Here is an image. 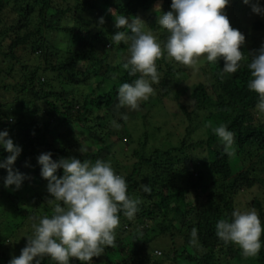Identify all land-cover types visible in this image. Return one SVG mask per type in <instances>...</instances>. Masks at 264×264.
Here are the masks:
<instances>
[{
	"label": "trees",
	"instance_id": "1",
	"mask_svg": "<svg viewBox=\"0 0 264 264\" xmlns=\"http://www.w3.org/2000/svg\"><path fill=\"white\" fill-rule=\"evenodd\" d=\"M73 1L74 5L70 0H0V48L5 47V51L0 50V94H15V98L20 95L17 105L16 100L14 104L0 105V128L8 126L11 132L19 129L14 138L22 153L13 170L26 176L20 188L22 192L6 189L4 178L7 172L0 169V197L7 203L6 215L13 218L2 229L0 227V249L31 215L53 214V208H47V190L43 199L31 193L33 189L28 179L31 176L42 178L37 161L40 154L51 152L52 159L57 161L71 157L73 148L59 145V141L66 138L64 126L77 124L93 133V139L86 136V140L101 148L86 151L83 155L78 153L77 159L94 163L102 158L103 153H109L116 147L114 141L110 143L114 134L110 129H115L111 124L113 120L121 125L120 129H127L129 121L139 117L144 120L146 116L139 112L131 114L129 109L117 107L120 85L132 83L140 74L130 75L129 70L123 67L128 59L125 56L127 45L111 44V37L117 31L113 17H139L141 13L155 11L157 4L166 13L171 10V0ZM241 2L233 4L234 7ZM109 10L114 11L113 16ZM86 14H97L98 17L87 18ZM101 17L103 25L98 23ZM146 24L155 31L158 17L151 14ZM250 32L251 41L262 39L264 23L255 21ZM51 33L63 34L67 39L66 46L61 48L53 44L49 39ZM27 50L30 51L28 60L33 62V66L19 60L18 53ZM239 50L244 59L237 73H223L224 61L221 59L209 63L212 73L207 80L209 82L200 83L193 90L189 108L180 104L187 121L202 130L199 138H183L177 146L165 143L164 149H154L150 156L142 150L137 151L135 162L129 168L111 161L112 157L105 154L102 161L110 163L116 173H121L128 185V195L140 201L135 219L130 221L120 214L115 246L106 248L101 255L107 264H162L152 259L149 252L150 245L162 236L168 237L172 243L171 251L164 253L171 264H220L219 255L228 256L230 264H264V246L257 256L246 258L239 246L225 244L216 236V223L220 219L231 218L236 196L256 185H264V114L257 113L258 96L248 89L251 74L247 65L253 53L244 45ZM110 58L112 63H108ZM118 59L119 64H115ZM157 64L159 88L162 90L158 99L145 105L144 108L151 110L159 106V99L169 95V83L176 81L179 84L185 79L166 53ZM89 75L101 78L97 90L108 82L113 83V87L107 93L98 92L92 99L83 95L81 104L62 101V95L73 93L76 84L87 82ZM56 78L59 79L57 82ZM183 92L186 93L187 89ZM26 98L30 99L26 104L31 107L25 116L18 115L16 106L22 105ZM37 100L44 109L35 107ZM45 109V115L39 116ZM93 109L104 112V115L93 117ZM122 115H127L128 119L123 120ZM13 119L15 122L10 125L8 121ZM220 125H226L234 133L233 155L224 152L213 132ZM149 136L148 132L143 134V141L139 143L142 148L146 147ZM196 150H201L205 156H200V160L199 157L190 159V153ZM7 156L8 153L0 149V159ZM62 175L63 170H58L57 176ZM149 184L151 193L145 194L142 185ZM27 195H31L29 199H26ZM254 206L261 212L264 226L261 205L256 201ZM193 228L197 229L200 249L189 244ZM176 243L179 246H175ZM261 243L264 245V234ZM24 247L15 248L14 256L18 257ZM14 256L0 253V264H9ZM98 258L94 257L93 261ZM41 264L55 262L45 257ZM70 264L81 262L72 259Z\"/></svg>",
	"mask_w": 264,
	"mask_h": 264
},
{
	"label": "clouds",
	"instance_id": "2",
	"mask_svg": "<svg viewBox=\"0 0 264 264\" xmlns=\"http://www.w3.org/2000/svg\"><path fill=\"white\" fill-rule=\"evenodd\" d=\"M230 0H171L170 11L162 12L157 4L155 12L158 24L168 33L163 47L157 37L140 18L117 15L114 18L116 33L111 44L127 45L129 58L123 65L130 75L139 73L132 83H123L118 88V105L137 111L142 102L154 95L153 85L159 83L160 73L157 61L165 55L179 65L195 69L200 58L210 63L224 61L222 72L237 73L244 59L239 50L245 36L230 26L224 9ZM250 5L253 14L264 16V6L260 0H243ZM113 16L114 11L109 10ZM99 25L104 24L101 17ZM247 67L251 74L248 89L255 92L258 114H264V45L255 54ZM127 120V115H122ZM112 127L121 125L113 120ZM227 155H233L234 133L226 125L213 129ZM0 149L8 153L0 159V169L7 172L4 187L19 190L26 176L13 165L22 153V148L9 137L7 130L0 131ZM88 149L80 147L83 155ZM41 167L40 175L47 181L46 202L54 205L51 216L32 218V234L18 257L9 264H41L47 257L55 264H70L72 259L81 264H92L94 257H100L106 248L115 246V230L120 224V214L128 220L135 219L140 201L128 195L126 179L115 173L110 163L77 158L52 159V153H42L37 157ZM27 166V165H26ZM62 176H57L58 170ZM14 186V187H13ZM145 194L151 193V186L142 185ZM216 236L225 244L239 246L244 257H255L262 246L261 236L264 226L255 209L231 213L230 219H220L216 223ZM190 246L200 249L198 232L193 228Z\"/></svg>",
	"mask_w": 264,
	"mask_h": 264
},
{
	"label": "rangeland",
	"instance_id": "3",
	"mask_svg": "<svg viewBox=\"0 0 264 264\" xmlns=\"http://www.w3.org/2000/svg\"><path fill=\"white\" fill-rule=\"evenodd\" d=\"M240 3L239 6H235L233 4ZM254 2V1H253ZM260 3L262 6H264L263 0H260ZM70 4L74 5V1L70 0ZM224 14L227 16L229 20V24L232 28L239 30L244 36H245V42L244 46L247 50L251 51L253 54L255 53V49H259L261 45H264V35L263 38L258 39L256 41H251L249 36L251 34L250 29L255 21H261L264 23V16L253 14L251 11L250 5H245L243 3V0H230L229 5L223 10ZM157 16L156 12L154 10L150 11L149 13H141L140 18L146 23V19L150 15ZM87 18H92L96 15H85ZM98 17V16H97ZM152 33L157 37L158 42L163 47L164 43H166L168 33L165 29H163L159 24L157 25V28L155 31H152ZM49 39H51L52 43L55 45H58V47L63 48L66 46L67 39L63 34L59 33H51L49 35ZM256 42V43H255ZM109 45V44H108ZM106 45V49L108 47ZM253 45H256L255 48ZM110 46V45H109ZM242 46V45H241ZM1 51H5V47L0 48ZM28 55H30V51H20L18 53V57L20 62L24 63L25 65L28 64L30 66H33V62H30L28 60ZM126 58H129L128 51L125 54ZM165 56V55H164ZM162 56L161 58H164ZM2 57L0 56V59ZM56 59H59L57 57ZM171 60V59H170ZM223 60V59H221ZM173 61V60H172ZM112 58H110V61L108 63H112ZM119 59L115 60V64H119ZM35 63V61H34ZM58 63V62H57ZM210 62L206 61L203 58H200V61L196 65L195 69L185 67L183 65H179L174 61V64H176V67L179 68V70L185 75V79H183L179 84H177L176 81H173L169 83L167 87L170 88V93L167 97L164 99H159V106H157L155 109H147L144 108L147 103L149 104V101L153 102L154 100L158 99L161 93V90L159 88V83L153 85L155 89L154 95H152L148 101L142 102L140 105L139 110L132 111L129 110L130 113H144L146 115L143 118H135L127 123V129H110L113 134L112 140L116 144V147L111 149L109 153H103L102 158H98L97 160H103L105 154L109 157H112L111 161H116L118 165L124 166V167H131V165L135 162V153L137 151L142 150L143 153H145L147 156H150L154 149L158 148H165V143H170L172 146H177L180 144L183 138L185 139H197L202 134V130L197 128V126L192 125L187 121L185 116L181 113L180 104L184 105L185 107L189 108L192 104V92L197 87L198 84L204 83L207 84L212 76V73L209 71V64ZM158 65V64H157ZM178 65V66H177ZM19 64H17V67ZM160 66V65H159ZM158 67V66H157ZM223 69V68H222ZM122 71V70H121ZM120 71V72H121ZM179 74V73H178ZM52 77V75H50ZM180 76V74L178 75ZM59 79L56 78L57 82ZM101 78L90 76L87 79V82H81L82 84H76L77 87L72 92L65 93L62 95V101H73L77 102L78 104H81L82 96L83 95H89V98L92 99L94 95L96 96L98 92L107 93L108 90H110L113 87V83H106L102 88H99L97 90V85L100 82ZM183 89H187V92L184 93ZM20 95H6V94H0V105H9L14 104V101L16 100L15 104L18 102ZM30 101V99L26 98L24 103H21L22 105L16 106L18 115L21 113V115L25 116L26 113L29 111L30 105L26 104V102ZM20 103V102H19ZM36 108L44 109L43 104L40 102V100H37L36 103H34ZM43 106V107H42ZM77 106V104H76ZM154 106V105H153ZM34 107V108H35ZM2 108L0 107V110ZM25 113V114H23ZM46 113V109L42 110L40 112L39 116H43ZM93 117L104 115V112L98 111L96 109L92 110ZM175 114V115H174ZM14 119L9 120L8 123L10 125H13ZM2 123L5 124V121L2 120ZM110 126V123L107 125V127ZM63 129L67 130L66 138H63L59 141V145L61 147H70L73 148L72 154L70 158H77V154H80V147L87 148L88 152L92 151H98L101 146L95 145L94 143L90 144L88 139L86 140V136L89 137V139L92 138V132H87V130L84 127H80L77 124H72L70 126H64ZM7 130L9 132V137L14 141V143L17 142V139L15 135L19 133V129H14L13 132H11V129L8 126L1 127L0 131ZM16 132V133H14ZM148 132L149 133V140H147V144L145 148H142L139 143H141L143 140V134ZM83 133V134H82ZM61 136L59 135L58 138ZM203 138V137H201ZM133 140V142H130V140ZM166 140V141H165ZM169 144L166 145L168 147ZM204 157V153L201 150H196L192 153H190V159H194L199 157V160L201 157ZM109 159V158H108ZM108 159H105L108 161ZM193 163V162H192ZM193 165V164H192ZM236 168V167H235ZM234 172V171H233ZM116 173V172H115ZM118 175H121V173H116ZM227 175L229 173L227 172ZM226 175V177H227ZM28 181L32 185V192L33 194L38 195L43 199L44 193L46 192V185L47 181L41 178V180L29 177ZM21 191V189H19ZM22 192V191H21ZM31 196V195H30ZM30 196L26 197V199H29ZM259 202L262 208V211L264 212V185H256L252 187L251 189L242 191L236 196L234 200V209L239 208L242 211L249 210V209H255L259 215V217L262 215L259 209L254 206L255 202ZM6 207L7 203L6 201L0 197V227L1 229L4 227L6 222L9 220H13V218L6 215ZM45 207V206H44ZM53 208L54 205H47V208ZM44 212V211H42ZM42 216L41 214H34L31 215L22 225L20 229L15 230V232L12 234V236L9 238L8 241L5 242L3 247L0 249V253L4 252L8 254L9 256H14L15 252L13 251L15 248H19L22 246H25L27 243V238L31 236L32 229H31V223L33 217ZM15 221V220H14ZM169 240L168 237H158L157 240L150 245L149 253L152 259L158 260L162 264H171L169 260H166L164 253H168L171 251L172 243ZM175 246H179V243H176ZM242 251V250H241ZM238 257V255H236ZM219 259H221L220 264H230L229 257L228 256H218ZM92 264H107L105 259H103L102 256H100L97 260L92 261ZM234 264V263H232Z\"/></svg>",
	"mask_w": 264,
	"mask_h": 264
}]
</instances>
